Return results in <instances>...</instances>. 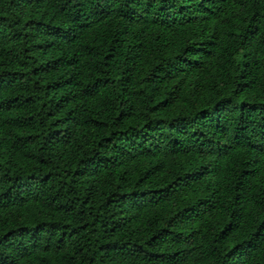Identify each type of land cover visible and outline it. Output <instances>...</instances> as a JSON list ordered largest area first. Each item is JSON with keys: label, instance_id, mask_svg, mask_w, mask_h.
Instances as JSON below:
<instances>
[{"label": "trees", "instance_id": "16d2710c", "mask_svg": "<svg viewBox=\"0 0 264 264\" xmlns=\"http://www.w3.org/2000/svg\"><path fill=\"white\" fill-rule=\"evenodd\" d=\"M0 264H264V0H0Z\"/></svg>", "mask_w": 264, "mask_h": 264}]
</instances>
